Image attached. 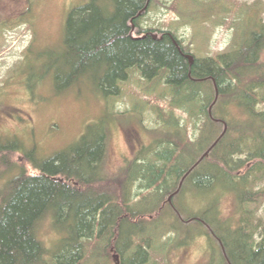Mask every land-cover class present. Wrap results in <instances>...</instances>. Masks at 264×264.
Instances as JSON below:
<instances>
[{
  "label": "trees",
  "instance_id": "16d2710c",
  "mask_svg": "<svg viewBox=\"0 0 264 264\" xmlns=\"http://www.w3.org/2000/svg\"><path fill=\"white\" fill-rule=\"evenodd\" d=\"M148 3L92 0L74 9L67 23L63 68L56 80H62L58 85L66 89L81 79H94L106 95H117L132 70L140 72L148 83L164 82L172 102L170 113L160 110L164 137L158 148L150 152L152 156L136 157L123 177L113 179V188L109 187L103 177L107 156L103 128L83 137L75 148L33 165L37 174L22 172L10 180L0 190V264H48V257L51 264H105L110 248L120 264H150L153 236L133 229L139 224L142 227L147 212L161 216L167 209L173 210L178 220L177 210L183 219L177 197L188 190L215 191L223 182L242 209L264 198V189L254 192L248 187L252 179H264V23L254 19L249 24L253 28L231 51L196 58L190 66L185 57L191 54L190 49L177 36L140 28ZM153 35L164 39L155 40ZM212 79L219 89L213 118L209 113L216 96ZM204 83L213 85L212 93L204 91ZM174 109L200 123L196 139L189 136ZM216 120L227 123L226 136L186 178L173 198L176 210L162 206L223 133L225 126ZM12 143L0 144V154L17 152ZM104 184V189L96 187ZM220 198L201 215L186 220L203 226L216 243L222 241L227 256L222 251V264H264V224L251 228L253 214L236 228L231 221H210V214L220 216ZM47 219L62 233L53 256L39 234ZM171 227L178 231L174 224ZM129 229L133 233L127 234ZM258 229L260 241L255 237Z\"/></svg>",
  "mask_w": 264,
  "mask_h": 264
},
{
  "label": "rangeland",
  "instance_id": "374dc122",
  "mask_svg": "<svg viewBox=\"0 0 264 264\" xmlns=\"http://www.w3.org/2000/svg\"><path fill=\"white\" fill-rule=\"evenodd\" d=\"M91 1L0 0V144L13 142L17 149L12 154H0V190L22 172L37 174L33 165L75 148L83 137L103 128L107 134L103 177L113 188V179L123 177L136 157L152 156L150 152L164 137L160 110L170 113L172 102L164 82L148 83L140 72L132 70L117 95L104 94L94 79H81L66 89L58 85L62 83L56 77L63 68L70 14ZM254 19L264 23V0H159L150 4L139 25L144 30L170 32L195 58H207L231 51L253 28L249 24ZM262 62L264 65V52ZM203 86L206 93L214 90L209 83ZM174 112L184 121L189 136L196 139L200 123L179 109ZM256 178L248 184L254 192L264 189V179ZM106 184L96 187L104 189ZM139 193L141 197L143 192ZM219 196L220 216L210 214V221H231L236 228L253 214L251 228L264 224V198L242 209L224 182L208 193L188 190L176 200L185 218L177 216V220L172 209L161 216L147 212L142 225L146 231L140 224L133 228L153 236L150 264H222L220 243L209 238L203 226L186 220L207 211ZM170 197L162 206H170ZM173 224L178 231L171 229ZM39 232L53 256L62 233L50 219L43 222ZM255 237L261 240L260 229ZM109 253L105 264H117L115 250L110 248ZM47 263L51 264V257Z\"/></svg>",
  "mask_w": 264,
  "mask_h": 264
},
{
  "label": "water",
  "instance_id": "95a60500",
  "mask_svg": "<svg viewBox=\"0 0 264 264\" xmlns=\"http://www.w3.org/2000/svg\"><path fill=\"white\" fill-rule=\"evenodd\" d=\"M151 1L152 0H149V3H148V5H147V7L145 8V10H147L148 9V7L150 6V3H151ZM145 10H143V11H145ZM133 28L135 29V27L133 26ZM147 36L145 35V36H143L142 38L143 39H145ZM153 37H154V39L155 40H157V39H159V36H157V35H153ZM161 40H163L164 39V37H161L160 38ZM187 59H188V61H189V63H190V66H193L194 65V63H195V61H196V58H195V56H193L192 54H187L186 56H185ZM190 77H191V75H190ZM194 81H201V80H195V79H193ZM202 81H205V80H202ZM212 81H213V83H214V86H215V92H216V96H215V100H214V102H213V104L210 106V108H209V113H210V116H211V118H213V108H214V106L217 104V102H218V100H219V89H218V86H217V83H216V81L215 80H213L212 79ZM217 122H219V120H216ZM220 122H222V121H220ZM222 123H224V126H225V128H224V131H223V133L219 136V138L212 144V146L203 154V156L200 158V160L187 172V174L183 177V179L181 180V183H180V186H179V189L169 198V203H170V205L172 206V208L174 209V210H176V208L174 207V204H173V198L176 196V195H178L179 193H180V191H181V189H182V187H183V184H184V182H185V180H186V178L192 173V171L193 170H195L198 166H199V164L205 159V158H207L208 156H209V154L211 153V151L220 143V141L226 136V134H227V132H228V125H227V123L226 122H222ZM176 212L178 213V215L181 217V215H180V213L176 210ZM219 243H220V245L222 246V250H223V252H224V254H225V256H226V251H225V248L223 247V245H222V242L219 240ZM227 257V256H226ZM115 258H116V261H117V264H120L119 263V256L118 255H116L115 256Z\"/></svg>",
  "mask_w": 264,
  "mask_h": 264
},
{
  "label": "flooded vegetation",
  "instance_id": "af4514ba",
  "mask_svg": "<svg viewBox=\"0 0 264 264\" xmlns=\"http://www.w3.org/2000/svg\"><path fill=\"white\" fill-rule=\"evenodd\" d=\"M151 2H152V1H151ZM150 4H151V3H150ZM148 8H149V7H148ZM145 12H146V11H145ZM133 26H134V25H133ZM134 30H135V29L133 28V31H134ZM144 36H145V35H144ZM157 36H158V35H157ZM162 37H163V36H162ZM159 39H160V38H159ZM157 40H158V39H157ZM160 40H161V39H160ZM220 121L225 122V121H223V120H219V122H220ZM222 122H221V123H222ZM222 124H223V126H224V123H222ZM202 156H203V155H202ZM202 156H201V157H202ZM179 217H180V216H179ZM180 218H181V217H180Z\"/></svg>",
  "mask_w": 264,
  "mask_h": 264
}]
</instances>
